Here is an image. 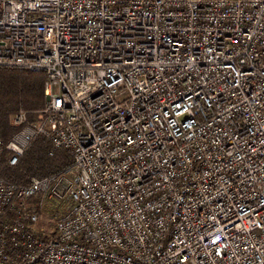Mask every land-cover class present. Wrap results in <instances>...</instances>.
I'll list each match as a JSON object with an SVG mask.
<instances>
[{"label":"built area","instance_id":"2783aa9c","mask_svg":"<svg viewBox=\"0 0 264 264\" xmlns=\"http://www.w3.org/2000/svg\"><path fill=\"white\" fill-rule=\"evenodd\" d=\"M0 69L46 79L0 160L68 155L0 177V264H264V0H0Z\"/></svg>","mask_w":264,"mask_h":264},{"label":"trees","instance_id":"16d2710c","mask_svg":"<svg viewBox=\"0 0 264 264\" xmlns=\"http://www.w3.org/2000/svg\"><path fill=\"white\" fill-rule=\"evenodd\" d=\"M45 80L42 72L0 69V140L6 142L18 130L10 125L13 115L24 112L30 121L33 113L42 108ZM7 157L6 153L1 157L0 177L19 184L55 173L68 163L67 153L61 149H52L42 137H36L30 142L14 167L7 166Z\"/></svg>","mask_w":264,"mask_h":264}]
</instances>
